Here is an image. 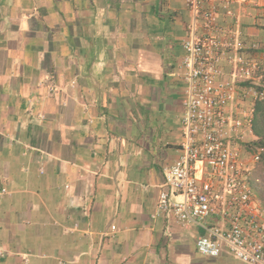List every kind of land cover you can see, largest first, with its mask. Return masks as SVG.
<instances>
[{
	"label": "crops",
	"instance_id": "1",
	"mask_svg": "<svg viewBox=\"0 0 264 264\" xmlns=\"http://www.w3.org/2000/svg\"><path fill=\"white\" fill-rule=\"evenodd\" d=\"M227 1L221 29L264 43V0ZM191 21L186 0H0V264H241L152 218Z\"/></svg>",
	"mask_w": 264,
	"mask_h": 264
},
{
	"label": "built area",
	"instance_id": "2",
	"mask_svg": "<svg viewBox=\"0 0 264 264\" xmlns=\"http://www.w3.org/2000/svg\"><path fill=\"white\" fill-rule=\"evenodd\" d=\"M186 6L192 21L178 64L182 141L152 218L170 215L199 227L195 248L202 257L264 264V209L253 181L263 149L248 148L257 141L251 130L256 91L243 86L259 81L251 75L256 63L245 44L221 29L218 8L233 18L227 0H186Z\"/></svg>",
	"mask_w": 264,
	"mask_h": 264
},
{
	"label": "trees",
	"instance_id": "3",
	"mask_svg": "<svg viewBox=\"0 0 264 264\" xmlns=\"http://www.w3.org/2000/svg\"><path fill=\"white\" fill-rule=\"evenodd\" d=\"M187 27V26H186ZM251 68V67H250ZM252 77L255 80H260L264 82V75L260 71V67L252 68ZM251 80L244 83V87H251ZM256 91V97L253 100V119L251 124V130L254 136L257 137V141L253 144L249 145L248 148H256L261 147L263 149L261 161L259 163V167L263 169L264 166V95L260 96V93L263 92V89L258 87H252ZM256 177H259L258 185H255V192L257 199L260 203L262 209H264V170L258 171L255 174ZM255 179V178H254ZM254 181V180H253Z\"/></svg>",
	"mask_w": 264,
	"mask_h": 264
},
{
	"label": "rangeland",
	"instance_id": "4",
	"mask_svg": "<svg viewBox=\"0 0 264 264\" xmlns=\"http://www.w3.org/2000/svg\"><path fill=\"white\" fill-rule=\"evenodd\" d=\"M245 2L246 1H250L251 3H254L256 2V0H244ZM229 7H230V3H229ZM231 11V15H233V18H229L228 15L226 13H224V16L229 20V21H232L236 15L233 14L232 10ZM230 15V16H231ZM130 21V20H129ZM245 44V43H243ZM245 45H248V44H245ZM247 49H246V52L249 54V56L251 57V61L256 63V67H260V71L262 73V76L264 75V43L262 44H258V43H252V45H248L246 46ZM46 64L47 66H52L53 63H52V59H51V56L50 55H47V60H46ZM264 77V76H263ZM251 87H258V88H261L263 89V92L261 93H264V82L261 81V78L259 81L256 82V85H252L251 84ZM264 170V166H263V169H261L259 167V165H256V168H255V174L258 172V171H263ZM259 178V177H258ZM258 185V184H257Z\"/></svg>",
	"mask_w": 264,
	"mask_h": 264
},
{
	"label": "clouds",
	"instance_id": "5",
	"mask_svg": "<svg viewBox=\"0 0 264 264\" xmlns=\"http://www.w3.org/2000/svg\"><path fill=\"white\" fill-rule=\"evenodd\" d=\"M256 137V136H255ZM257 138V137H256ZM257 180V182H254L255 183V185H257L258 184V182H259V178L258 177H256L255 176V171H254V173H253V180L255 181V179ZM223 256V255H222ZM221 257V256H220ZM231 257V256H230ZM233 258V257H232ZM216 259V258H215ZM234 259V258H233Z\"/></svg>",
	"mask_w": 264,
	"mask_h": 264
}]
</instances>
